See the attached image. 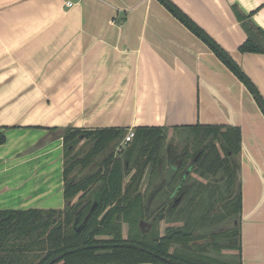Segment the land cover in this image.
<instances>
[{"label": "crops", "instance_id": "obj_1", "mask_svg": "<svg viewBox=\"0 0 264 264\" xmlns=\"http://www.w3.org/2000/svg\"><path fill=\"white\" fill-rule=\"evenodd\" d=\"M67 1L0 0V211L64 208L66 131L237 127L242 264H264V117L251 94L157 0ZM170 1L264 100V54L239 53L234 12L264 34V0Z\"/></svg>", "mask_w": 264, "mask_h": 264}, {"label": "trees", "instance_id": "obj_2", "mask_svg": "<svg viewBox=\"0 0 264 264\" xmlns=\"http://www.w3.org/2000/svg\"><path fill=\"white\" fill-rule=\"evenodd\" d=\"M157 2L243 84L264 117L263 98L231 57L170 0ZM234 12L247 35L239 53L264 54L262 31ZM182 128L197 132L195 151L167 144L164 154L167 129L159 127L134 129L118 152L125 129L62 133L64 208L0 211V264H242L240 130ZM82 140L86 150L76 148ZM168 159L178 166L169 185ZM160 222L168 225L163 235Z\"/></svg>", "mask_w": 264, "mask_h": 264}, {"label": "rangeland", "instance_id": "obj_3", "mask_svg": "<svg viewBox=\"0 0 264 264\" xmlns=\"http://www.w3.org/2000/svg\"><path fill=\"white\" fill-rule=\"evenodd\" d=\"M168 132H169V130H167L166 139H165V141L163 143L164 144L163 145L164 146L163 147V152L166 150L167 144L175 145L177 147V151H180L182 148L187 147L190 150V152H193V151H195L198 148V146H197L198 142L194 140L195 136H197V134H196L197 132H195L193 130H186L185 128H182V127H178V128L172 129L171 133H168ZM83 144H84V142L80 143V145L78 144V146L76 148L77 149L78 148H80V149L84 148L83 150H86V147ZM119 148H120V150H125L126 146L119 145ZM164 154H166V152H164ZM164 168H163V172L165 170ZM86 171L87 170H85L83 172L81 171V174H83ZM127 180H128V177L125 178L124 182H127ZM238 181L236 182L237 184L240 183V181L239 182ZM146 185H147V182L144 179V181H143V189L146 188ZM167 226L168 225L165 222H160L159 223L158 230H159L160 235H163L164 229ZM127 231H128V226L126 224H123L122 225V234H123L124 238L127 235Z\"/></svg>", "mask_w": 264, "mask_h": 264}, {"label": "water", "instance_id": "obj_4", "mask_svg": "<svg viewBox=\"0 0 264 264\" xmlns=\"http://www.w3.org/2000/svg\"><path fill=\"white\" fill-rule=\"evenodd\" d=\"M45 142H43L41 144H38L36 146V148L42 146ZM177 170H178V166L177 165H175V164H173V165L172 164H169V166H168V168H167V170L165 172V180H166V184L167 185H169L171 183V180L174 177V175L176 174Z\"/></svg>", "mask_w": 264, "mask_h": 264}, {"label": "built area", "instance_id": "obj_5", "mask_svg": "<svg viewBox=\"0 0 264 264\" xmlns=\"http://www.w3.org/2000/svg\"><path fill=\"white\" fill-rule=\"evenodd\" d=\"M65 5L67 7H72V3L70 2V0H68L67 2H65ZM133 137H134V131L132 129L128 130L126 132V134L124 135V137H123L120 145L126 146L127 143H130L132 141ZM116 151L117 152L120 151V148L118 147Z\"/></svg>", "mask_w": 264, "mask_h": 264}, {"label": "flooded vegetation", "instance_id": "obj_6", "mask_svg": "<svg viewBox=\"0 0 264 264\" xmlns=\"http://www.w3.org/2000/svg\"><path fill=\"white\" fill-rule=\"evenodd\" d=\"M181 150H182V149H181ZM181 150H180V151H181ZM181 152H182V151H181ZM169 164H172V165H173L174 163H172L171 160L168 159V164H167V166L164 168V169H165V170H164V177H165V172H166V170H167ZM160 170H161V169H160ZM177 173H178V170H177L176 174L174 175V177L178 175ZM179 173H180V172H179ZM189 173H190V170H188V169H187L186 171H184V173L182 174L183 176L180 177V182H184L185 180L187 181V180H188L187 178H188V176L190 175ZM174 177L172 178V180L174 179ZM192 177H194V175H193ZM195 177H196V176H195ZM197 179H199V178H197ZM172 180H171V181H172ZM165 182H166V180H165Z\"/></svg>", "mask_w": 264, "mask_h": 264}]
</instances>
